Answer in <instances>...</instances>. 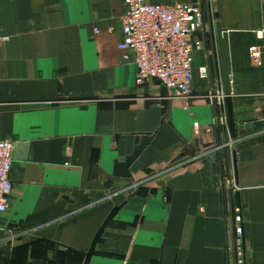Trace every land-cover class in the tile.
Returning <instances> with one entry per match:
<instances>
[{"label":"crops","instance_id":"1","mask_svg":"<svg viewBox=\"0 0 264 264\" xmlns=\"http://www.w3.org/2000/svg\"><path fill=\"white\" fill-rule=\"evenodd\" d=\"M210 3L192 96L168 93L164 113V87L138 85L123 47L125 0H0V140L15 142L1 247L24 261L84 264L124 205L90 264H237L239 208L243 264H264V130L245 129L264 120V1ZM212 20L229 30L236 140L209 96L223 89ZM145 136L131 178L113 177Z\"/></svg>","mask_w":264,"mask_h":264},{"label":"built area","instance_id":"2","mask_svg":"<svg viewBox=\"0 0 264 264\" xmlns=\"http://www.w3.org/2000/svg\"><path fill=\"white\" fill-rule=\"evenodd\" d=\"M264 1V0H262ZM122 18L123 47L134 54L137 84L151 81L166 88L170 97L190 98L195 79V53L204 49L196 34L205 26L204 7L200 1L152 4L149 0H125ZM252 57L260 61L256 48ZM129 60V56H125ZM201 79L209 78L207 67L199 69ZM221 105L222 93H211ZM15 142L0 140V216L7 212L13 190L10 179ZM243 216L239 208L234 216V250L237 264L244 263Z\"/></svg>","mask_w":264,"mask_h":264},{"label":"water","instance_id":"3","mask_svg":"<svg viewBox=\"0 0 264 264\" xmlns=\"http://www.w3.org/2000/svg\"><path fill=\"white\" fill-rule=\"evenodd\" d=\"M215 17L218 19L219 15L216 14ZM212 31L215 38V41L217 42V47L219 51V57L221 61V74L223 79V89L220 91L222 93V99H221V105L223 106L226 115H227V127L230 132V136L232 140H236L239 137V130L238 126L235 120V113H234V104H233V93H232V70H231V58H230V49H229V30L224 28L222 23L217 20L213 22L212 20ZM168 90L166 88L162 91V97L164 100L162 101L163 106V112H167L168 108ZM245 129L248 133L251 132H258L264 130V120L257 121L254 123H249L245 125ZM150 136H145L141 139V137H138L136 139V145L133 153L129 156H127L124 160H117L115 162V167L113 170V177L117 178H123V179H129L131 178V172L130 169L134 165V163L138 160V158L142 155L145 148L150 144L151 142ZM113 182L109 181L106 184L107 188H110L112 186ZM237 197V204H241L240 200V194H236ZM124 205L122 206H116L104 222L103 226L97 233L92 246L87 253L86 261L84 264H90L91 258L94 255L95 249L97 244L99 243L101 237L105 233L107 227L109 224L113 221V219L117 216L119 211L122 209Z\"/></svg>","mask_w":264,"mask_h":264},{"label":"rangeland","instance_id":"4","mask_svg":"<svg viewBox=\"0 0 264 264\" xmlns=\"http://www.w3.org/2000/svg\"><path fill=\"white\" fill-rule=\"evenodd\" d=\"M200 1L204 7L205 15L208 14V1L212 3V0H191V2ZM210 3V4H211ZM15 251L11 249H4L0 246V264H55L51 261H24L20 255L15 257Z\"/></svg>","mask_w":264,"mask_h":264}]
</instances>
